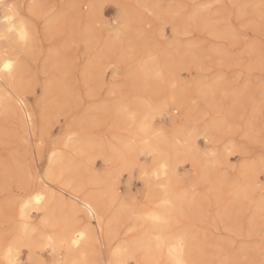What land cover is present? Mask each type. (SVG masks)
<instances>
[{
    "label": "rangeland",
    "instance_id": "rangeland-1",
    "mask_svg": "<svg viewBox=\"0 0 264 264\" xmlns=\"http://www.w3.org/2000/svg\"><path fill=\"white\" fill-rule=\"evenodd\" d=\"M13 3L40 6L34 9L38 15V37L25 47L29 51L22 47L25 50L21 51L28 53L20 52V55L23 60L21 93L33 112L34 138L38 140L41 159L37 162L33 159L36 148L32 136L27 138L26 132L20 131L23 128L15 117L6 116L0 108V235L18 233L20 219L7 206L18 199L21 185L38 186L39 174L45 173L49 167L54 169L56 163L52 160L63 154L72 160L66 171L73 175L77 174L78 168V177L73 178L71 184H66L62 182V175H56L53 183L69 187L68 191H72L77 182L75 190L79 194L83 190L82 195L99 191L102 198L104 191L115 182L119 196L103 212V219L112 220L108 226H115L120 240L125 238V234L132 238V234L125 231L128 229L126 198L130 202L131 198L139 196L140 201L145 202L141 191L144 184L139 169L134 166L135 154H132V163L126 165L95 152L99 145L117 144L113 138L117 130L122 139L127 138L129 133L117 114L122 107H129L138 110L141 120L162 133L160 139L153 138L161 144L158 148L154 142V147L170 153L175 164L173 185L182 184L189 193V200L195 198L191 210L186 208L187 219L179 228L187 234L185 243L189 264H209L212 260L219 264L225 259L224 250L233 248L236 253H248L259 259L264 234L261 233L259 214L260 191L251 180L255 173L244 172V167L232 168L233 164H241V156L220 157L222 167L215 162L207 163L209 158L202 151H196L197 147L203 149V139L189 138L188 131L198 128L202 134L213 121L243 123L247 135L236 136L234 140L250 148L259 159L261 145L258 141L264 129L258 123L260 88L264 82V72L260 70L262 37L259 24L264 0H14ZM202 5L212 7L204 9L200 7ZM177 13L186 15L178 17ZM241 21L245 23L241 25ZM248 21L252 23L249 25ZM173 23L176 24L175 31L171 26ZM233 27L241 34L235 40L229 35ZM201 50L208 55H199ZM218 51L230 52L240 67L220 68L215 60ZM129 56L131 60L127 59ZM141 64L149 68L159 66L164 83L151 75H137ZM239 71L243 72L240 78L243 83L238 85L233 73ZM114 72H118L115 78ZM221 75L226 78L222 79ZM245 86L249 94L254 95V101L247 105L246 110L234 108L233 94ZM209 89H213L215 95ZM254 118L256 127L249 128L248 124ZM179 129L181 133L177 131ZM159 140L177 147V151L169 149L168 145L169 148L163 147L165 145ZM184 145L186 149L189 147L188 150L183 151ZM83 155L91 156L83 161ZM140 159L143 163L144 158ZM148 162L151 163V159ZM32 166L39 178L35 179ZM90 177L97 178L91 180L95 184L91 185ZM237 181L242 185L244 181H250V191L247 189L249 201L243 202V206L233 187ZM103 182H106V190L102 187ZM157 193L161 194L159 190ZM63 195V205L67 206L68 196ZM54 199L56 203L57 193ZM147 203L150 205L151 201ZM80 211L73 215L77 224H80L77 219ZM43 216L41 213L32 214L31 223L38 229L37 234L32 233L35 239L40 238L39 231L46 230L51 234L58 231L57 223L51 218L43 220ZM84 219L89 220L86 215ZM42 220L48 221V226L41 223ZM226 225L230 226L228 231H225ZM118 240L116 238L114 245ZM93 249L89 252L94 251L95 254L87 253L86 260H76V264L81 260V264H105L109 260L110 247ZM67 257L65 245L58 249L55 257L50 250L39 252V258L49 264L53 260L57 264H67ZM20 259L29 260L27 248L22 249ZM33 259H36L35 255Z\"/></svg>",
    "mask_w": 264,
    "mask_h": 264
},
{
    "label": "snow or ice",
    "instance_id": "snow-or-ice-1",
    "mask_svg": "<svg viewBox=\"0 0 264 264\" xmlns=\"http://www.w3.org/2000/svg\"><path fill=\"white\" fill-rule=\"evenodd\" d=\"M38 5H22L19 3H10L8 0H0V45L3 50L0 53V78L11 79L17 70V61L12 58L11 53L18 48L27 47L31 42L38 37L37 19L38 15L34 11ZM201 8H211V5H202ZM27 8V11L25 9ZM151 15V13H149ZM178 17L186 15V13H177ZM245 21H241L243 25ZM249 25L251 21L247 22ZM173 30L176 29V24L172 25ZM260 31L262 37L260 49V70L264 72V6L261 8ZM232 39H238L241 35L233 27L229 33ZM199 55L207 56L208 54L201 50ZM127 59L131 60L132 57ZM209 59L212 57L209 56ZM216 64L220 68L240 67L237 58L230 52L218 51L215 57ZM249 72L252 71L251 63H249ZM137 75L145 77L151 75L161 84L164 83L163 71L159 66L149 68L146 64H141L136 71ZM114 78L118 72L113 73ZM243 72L233 73V78L237 84L243 83L240 78ZM221 78H226L221 75ZM175 87V85H172ZM213 95V89H209ZM261 103L259 106V125L264 126V82L260 88ZM246 97V99H245ZM234 108L238 107L241 110H246L247 105L254 101V95L249 94L247 86L241 89L238 93L233 94ZM20 105V111L23 112L25 108L24 101L18 99L16 101ZM167 106V105H165ZM223 107L220 109L222 114ZM235 114V113H234ZM121 117L125 130L132 137L130 142L131 151L135 154V167L140 171V179L144 184L141 190L144 194L145 202L142 203L139 196L131 198L130 202H125L126 213L128 217V233L132 234L129 239L128 234H125V242L123 244L117 243L113 249L112 255L114 257L111 264H187L184 260L185 241L187 234L179 231L183 221L187 219V211L191 210L194 205V200H189V193L183 188L182 184L173 185L172 175H170L169 160L171 155L163 149L152 147V140L154 137H160L162 133L155 130L154 126L148 125L145 121L140 119V112L129 107H124L118 113ZM31 119V117H28ZM243 121V116L240 117ZM207 123V121L205 122ZM257 121L255 118L248 124L249 128L256 127ZM152 136H149V133ZM246 127L243 123L232 124L224 121L217 123L213 121L212 124L205 128L201 134L200 130L192 129L188 131L189 138L203 139L204 147L196 148V151H202L203 155L209 158L206 162H215L217 166L220 164V157L227 159L232 156H241L243 159L240 165L233 164L232 168L235 170L239 167H246L248 171L255 173L253 178L256 188L260 191V208L259 214L261 219V233L264 234V129H262L259 136V143L261 145V153L259 159L255 158V154L250 148L237 144L234 140L236 136H246ZM71 139V137H69ZM139 142L140 147H134ZM213 145H215L213 147ZM226 154V155H225ZM55 153H53V156ZM141 157L144 158L141 163ZM151 159V163H149ZM195 167V162H194ZM246 175V173H244ZM54 172H50V178L54 179ZM234 189L239 194L238 200L242 202L249 201V192L247 188L239 181L233 184ZM159 190L162 195L157 193ZM195 191V188H193ZM20 196L17 203L19 206L20 220H26L28 217V210H41L43 202L49 199L50 187L40 181L38 186L28 184L21 185ZM51 196H55L51 192ZM116 192L115 182L103 193V197L96 201L95 205L85 196V201L81 205V211L78 213L77 219L80 222L79 228H73L74 236L71 239V245L79 246L86 238V234L95 232V227L91 221L103 225V212L108 209L110 202L118 197ZM155 200L154 206H149L147 202ZM91 218L85 220L84 216ZM48 226V221H42ZM28 225L23 226V237L11 235L6 233L2 241H0V248H3V255L0 257V264H49L48 261L39 258V252L42 250H50V253L55 257L59 248L68 243L65 235L60 233L47 234L39 231V239L35 236H29ZM235 227V226H232ZM229 225L225 226V231H228ZM32 233L37 234L38 229L32 228ZM117 239L119 235L117 234ZM23 248H27L29 252V260L23 261L20 259ZM225 259L219 264H264V244L259 248V259L255 255L244 253L243 255L236 253L235 249L224 250ZM36 259H33V256ZM166 256V259H165ZM52 264H57L55 260ZM75 264V262H74ZM209 264H217L216 260H212Z\"/></svg>",
    "mask_w": 264,
    "mask_h": 264
},
{
    "label": "bare ground",
    "instance_id": "bare-ground-1",
    "mask_svg": "<svg viewBox=\"0 0 264 264\" xmlns=\"http://www.w3.org/2000/svg\"><path fill=\"white\" fill-rule=\"evenodd\" d=\"M13 1L14 0H8V2H10V3H13ZM35 5V4H34ZM72 6V5H71ZM46 17V16H45ZM53 19V18H52ZM55 19V18H54ZM54 19H53V21H54ZM55 20H57V19H55ZM130 20V19H129ZM64 21V20H63ZM86 27V26H85ZM55 28V27H54ZM62 28H63V26H62ZM61 28V29H62ZM50 30V29H49ZM38 31H39V29H38ZM119 31V30H118ZM84 32V31H83ZM57 33V32H56ZM62 33V32H61ZM58 34V33H57ZM79 34V33H78ZM81 36V35H80ZM62 38V37H61ZM88 39V38H87ZM123 39V38H122ZM46 40V39H45ZM122 43V42H121ZM25 48V47H24ZM29 48V47H28ZM26 50H28L27 48H25ZM25 49H21V48H18L15 52H12L11 53V56H12V58L13 59H15L16 61H17V70H16V72H15V74H14V77L13 78H11V79H5V78H0V108H1V111L3 110L4 111V113L6 114V116H8L7 114H10L11 115V118H14L15 117V119L18 121V123L20 124V128H23V129H20V131L22 132V130H24L25 132H26V134H25V136L27 135V138L30 136H32V139H33V145L35 146L34 148H36L35 149V152H34V160L37 162L38 160H39V158H40V154L38 153V143H37V141L38 140H35V138H34V135H35V133H36V130H35V121H34V116H33V112L30 110V108L28 107V105L26 104L27 102L25 101V96H23L22 95V93H21V89H22V74H23V60H22V58H21V55H20V52H22V53H25V52H27V51H21V50H25ZM66 49V48H65ZM2 50H3V47H2V45H0V53H2ZM115 50V49H114ZM29 51V50H28ZM28 53V52H27ZM26 54V53H25ZM23 55V54H22ZM61 60V59H60ZM103 62V61H102ZM55 63V62H54ZM152 63L153 62H151V65H152ZM88 65V64H87ZM103 65V64H102ZM153 65H154V63H153ZM152 68H153V66H152ZM30 69V68H29ZM27 72V71H26ZM89 75V74H88ZM60 76V75H59ZM150 76V75H149ZM24 78V77H23ZM36 80V79H35ZM148 80V79H147ZM144 82V81H143ZM134 84H135V82H134ZM36 89V88H35ZM34 92V91H33ZM30 93V92H29ZM54 98V97H53ZM18 99H22L23 101H24V104H25V108H24V111L23 112H21L20 111V105L16 102ZM38 103V102H37ZM45 105V104H44ZM123 108V107H122ZM117 109H119V108H117ZM2 114H3V112H2ZM10 115H9V117H10ZM118 115V114H117ZM28 117H31V119H28ZM118 117V116H117ZM6 121V120H5ZM119 121V120H118ZM117 121V122H118ZM13 122V121H12ZM48 122H49V120H48ZM49 124V123H48ZM50 125V124H49ZM50 127V126H49ZM77 129V128H76ZM4 130V129H3ZM41 131V130H40ZM82 131V130H81ZM178 132L180 131V133H181V130L179 129V130H177ZM183 131V130H182ZM87 132V131H86ZM74 133H76V132H74ZM79 133V132H78ZM24 134V133H23ZM82 134V133H81ZM151 132L149 133V136H151ZM21 135H22V133H21ZM73 135H75V134H73ZM181 135H184V133L183 134H181ZM66 136V135H65ZM96 136V135H95ZM89 137V136H88ZM87 137V138H88ZM173 137V136H172ZM175 137H177V136H175ZM113 138L115 139V140H117V144H114V143H105L104 145H99V148L98 149H96L95 150V152L98 154V153H100V154H103L104 156L106 155L107 156V158H111V159H113V160H115V161H121L123 164H131L132 163V154H133V152L131 151V147H130V142H131V140H132V137L128 134V136H127V138H125V139H122L121 137H120V131H115L114 133H113ZM25 139V138H24ZM31 139V138H30ZM81 139V138H80ZM88 139H90V138H88ZM159 139H160V137H159ZM175 139V138H174ZM186 139V138H185ZM185 139H184V144L186 143L185 142ZM28 140V139H27ZM67 140V139H66ZM65 140V141H66ZM93 140V139H92ZM72 141V140H71ZM76 141V140H75ZM86 141V140H85ZM90 141V140H89ZM159 141H161V140H159ZM74 142V141H73ZM157 143L156 141H152V147H154V145H155V143ZM162 142V141H161ZM164 142H165V139H164ZM164 142H162V144H164ZM172 142H173V140H172ZM187 142H188V140H187ZM95 143H96V141H95ZM68 144H70V142L68 143ZM97 144V143H96ZM158 144V148H159V146L161 145L160 143H157ZM160 144V145H159ZM77 145V144H76ZM83 145V144H82ZM90 145V144H89ZM141 146V145H139V142H137V144L134 146V147H136V146ZM165 146H163V147H166L167 145H166V143L164 144ZM172 145H174L173 143H172ZM186 145V144H185ZM183 146V151H184V149H186L185 147L186 146ZM64 146H65V143H64ZM84 146V145H83ZM82 146V147H83ZM86 146H88L87 145V143H86ZM85 146V147H86ZM97 147H98V144L96 145ZM157 146V145H156ZM170 148H169V147ZM167 147L169 148V149H173L174 147H171L170 145H168ZM175 146V145H174ZM71 147V146H70ZM91 147V146H90ZM162 147V146H161ZM188 147V146H187ZM76 148H77V146H76ZM78 148H79V145H78ZM77 148V149H78ZM154 148H156V147H154ZM177 148V147H176ZM176 148H174L175 150H176ZM189 148V147H188ZM188 148L186 149V150H188ZM68 149H70V148H68ZM80 149V148H79ZM163 149V148H162ZM180 149H182V148H180ZM71 150V149H70ZM73 150V149H72ZM81 150V149H80ZM84 150V149H83ZM86 150V149H85ZM167 151V150H166ZM174 151V150H173ZM177 151V150H176ZM183 151H181L182 153H183ZM40 152V151H39ZM70 152H72V151H70ZM73 153H74V151H73ZM76 153H77V150H76ZM80 153V152H79ZM93 154H96V153H94V152H92ZM72 154V153H71ZM85 154H86V152H85ZM87 154H89L88 152H87ZM93 154H91V155H93ZM100 154H98V155H100ZM185 154V153H184ZM73 155H76V154H73ZM91 155H83L84 157H83V161L85 160V159H87L88 158V156H91ZM56 156V155H55ZM69 156H70V154H69ZM76 156H78V154L76 155ZM173 156V158L175 157L174 156V154L172 155ZM82 158V157H81ZM41 159V158H40ZM52 160V159H51ZM67 160V161H66ZM79 160V159H78ZM78 160H77V162H78ZM52 161H54V163H56V165H55V167H54V169H51L50 167L46 170V172L45 173H43V174H39V177H40V181H43V183L44 184H47V185H49V187H50V194H49V199L48 200H46L45 202H43V206H42V208H41V210H39V211H35V210H32V209H29L28 210V217H27V219L26 220H20V224H19V222H18V225H19V227L17 228L18 229V233H16V234H13V235H16V236H19V237H23V238H25V239H27V237H24L23 236V233H24V228H23V226L25 225V224H27L29 227H28V234H29V236H32V228H36L35 227V225L33 224V223H31V218H32V214L33 213H35V214H37V213H41L42 215H44L43 217H44V219L43 220H45V219H48V218H51V219H53L56 223H57V225H58V231L56 232V233H60V234H63V235H65L66 236V238H67V240H68V243L65 245L66 247H67V251H68V259H67V264H74V262H75V264L77 263L76 262V260H78V261H80L79 259H84V261L86 260V258H87V256H89V255H91V254H95V253H93L94 251H92V253L91 252H89V250L90 249H92V248H95V249H93V250H96L98 247L99 248H105V249H107V248H109L110 247V249H109V251H110V254H109V260L108 261H106V263L105 264H111V262L113 261V259H114V257H113V255H112V252H113V249H114V247H115V245L117 244V243H120V244H123L124 242H125V238H123V239H117L118 240V242L114 245V241L116 240V238H117V230L115 229V226H111V224L108 226V222L109 221H112L111 219L110 220H105V219H103V225L101 226L100 224H97L95 221H91V223L93 224V223H95L94 224V227H95V232L93 233V232H88L87 234H86V238L81 242V244L77 247V246H73V245H71V239H72V237L74 236V232L72 231V229L73 228H79L80 227V224H77L76 222H75V219H74V217H73V215L76 213V211L77 210H82L81 209V205H82V203H84V202H86L85 201V196L87 195V196H89V199L91 200V202L93 203V205H95V203H96V201L97 200H99V199H101V194L99 193V191H98V186H97V184H96V186H95V189L98 191V192H90V193H87L86 195H82V193L84 194V190H83V188L82 189H78L79 191H81V190H83L82 192H81V194H79L76 190H75V187H76V184H77V182L75 183V185H74V187L73 188H71V189H74V190H72V191H68V189H70L69 187H67V188H65V186L64 185H58V184H56V183H53V181H50L52 178H50V172H54V176H56V175H62L63 176V180H62V182H65L66 184H68V183H70L71 184V180L74 178H77L78 177V175L77 174H79V172H78V168H77V174L76 173H74L73 175H69L68 174V168H69V166L72 164L71 163V161L67 158H65V156L62 154H60L59 155V157L57 158V156H56V158L54 159V160H52ZM51 161V162H52ZM48 164V163H47ZM52 165H53V163H51ZM175 164H174V162L172 161V159L171 160H169V169H170V175H173V173H174V171H175V166H174ZM51 166V165H50ZM73 166V165H72ZM52 167V166H51ZM76 167H78V166H76ZM53 168V167H52ZM74 168V167H73ZM72 168V169H73ZM66 169H68L67 171H66ZM39 170V169H38ZM20 171V170H19ZM32 171L35 173V175H36V172L34 171V169H33V166H32ZM74 171V170H73ZM243 171L244 172H246V173H248V172H251V171H248V169L246 168V167H244V169H243ZM38 175V174H37ZM35 176V179H36V177L37 178H39L38 176ZM247 176V175H246ZM25 177V176H24ZM92 178H95L93 175H92ZM91 177L89 178L90 179V183H91V185H93V184H95V182L94 183H92L91 182V180H94V179H92ZM242 178V177H241ZM97 179V178H96ZM95 179V180H96ZM99 179V178H98ZM243 179V178H242ZM77 180V179H76ZM94 180V181H95ZM101 180V179H100ZM251 180H253V178L251 177ZM250 180V181H251ZM26 181V180H25ZM25 181H23V182H25ZM106 181V180H105ZM249 181V182H250ZM61 182V184H63ZM248 181H244V186L248 189L249 187H250V183H249ZM26 183V182H25ZM39 183V182H38ZM79 183V182H78ZM88 183H89V180H88ZM104 183V186H102V187H104V190H106L105 189V184H106V182H103ZM253 183V182H252ZM40 184V183H39ZM101 185V184H100ZM254 185V184H253ZM78 186H79V184H78ZM93 186V187H94ZM100 187V186H99ZM253 187V186H252ZM251 188V187H250ZM67 189V190H66ZM101 189V188H100ZM86 190V189H85ZM88 190H90V189H88ZM102 190V189H101ZM249 191H250V189H248ZM91 191V190H90ZM51 192H54L55 193V195H56V193H57V195H58V200H56V203L54 202L55 201V196L53 197V196H51ZM105 192V191H104ZM157 192H158V190H157ZM159 193H160V191H159ZM237 193V192H236ZM251 193V192H250ZM63 194H66L67 196H68V199H69V201H68V205L67 206H65V205H63L64 203L62 202V199H61V197H62V195ZM238 194V193H237ZM160 195H162V193L160 194ZM64 196V195H63ZM235 197V196H234ZM237 197V196H236ZM235 197V198H236ZM250 197V196H249ZM189 199H190V197H189ZM195 199V198H194ZM193 199V200H194ZM237 199V198H236ZM17 200L18 199H16V200H14V201H12V202H10L9 204H8V206H7V208H8V210L10 211V212H16V217L17 218H19L20 219V213H19V206H18V203H17ZM195 201V200H194ZM156 201L155 200H153V201H151V204L149 205V206H154V203H155ZM56 206H55V205ZM7 205V204H6ZM258 205V204H257ZM260 205V204H259ZM6 207V206H5ZM187 208V207H186ZM4 210H7V209H4ZM62 210H64V211H62ZM5 212H8V211H5ZM113 213V212H112ZM115 213V212H114ZM1 215V214H0ZM8 215H9V212H8ZM118 216H119V214H118ZM106 217V216H105ZM110 217V216H109ZM107 218V217H106ZM88 219L89 220H91V218H89L88 217ZM42 220V221H43ZM42 221H41V223H42ZM53 221V222H54ZM114 221V220H113ZM17 224V223H16ZM182 227H183V225H181ZM13 227V226H12ZM12 227H11V229H12ZM41 227H43L42 225H41ZM182 227H181V229H182ZM186 228V227H185ZM188 228V227H187ZM186 228V230L188 231V229ZM11 229H9L10 231H11ZM13 230H15V229H13ZM12 230V231H13ZM183 230V229H182ZM126 232H128V229L127 230H125ZM179 231H181V230H179ZM184 231V230H183ZM186 231V232H187ZM14 232V231H13ZM43 232L45 233V235H47V234H51L50 232H48V231H46V230H43ZM188 233V232H187ZM8 234H10V232L8 233ZM12 234V233H11ZM120 234V233H119ZM1 235H4V234H1ZM0 235V241H2L3 240V238H4V236H1ZM121 235V234H120ZM122 236V235H121ZM132 236V235H131ZM120 237V236H119ZM129 237V236H128ZM189 238V237H188ZM129 239H131V238H129ZM188 241H189V239H188ZM186 243H187V240L185 241ZM186 243H185V250H184V260L187 262V264H189V262H188V258H187V248H186ZM193 245V243H190V246L191 247H193L192 245ZM189 248V247H188ZM100 250V249H99ZM188 250H190V249H188ZM99 252V251H98ZM97 252V253H98ZM87 253L89 254V255H87ZM91 253V254H90ZM101 253V252H100ZM191 253V250H190V252H189V254ZM2 255H3V248H0V257H2ZM87 255V256H86ZM92 256V255H91ZM94 256V255H93ZM86 257V258H85ZM99 257V256H98ZM190 257H191V255H190ZM189 257V258H190ZM95 258L97 259V257L95 256ZM101 259V258H100ZM165 259H166V256H165ZM102 260V259H101ZM103 261V260H102ZM193 261V260H192ZM81 262H83L82 260H81ZM81 262H80V264H81ZM96 262V261H95ZM94 262V263H95ZM79 263V262H78ZM85 263V262H84ZM91 263V262H90ZM92 263H93V260H92ZM65 264V263H64ZM83 264V263H82ZM86 264V263H85ZM101 264V263H100Z\"/></svg>",
    "mask_w": 264,
    "mask_h": 264
}]
</instances>
